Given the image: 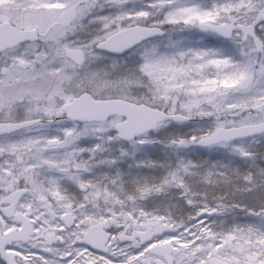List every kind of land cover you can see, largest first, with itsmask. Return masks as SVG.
Returning <instances> with one entry per match:
<instances>
[{
    "label": "snow or ice",
    "instance_id": "1",
    "mask_svg": "<svg viewBox=\"0 0 264 264\" xmlns=\"http://www.w3.org/2000/svg\"><path fill=\"white\" fill-rule=\"evenodd\" d=\"M0 264H264V0H0Z\"/></svg>",
    "mask_w": 264,
    "mask_h": 264
}]
</instances>
